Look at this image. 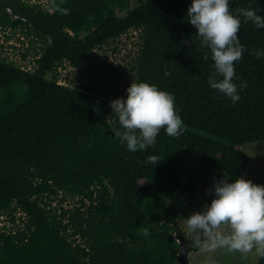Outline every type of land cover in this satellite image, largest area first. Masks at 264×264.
I'll list each match as a JSON object with an SVG mask.
<instances>
[{"label":"trees","instance_id":"1","mask_svg":"<svg viewBox=\"0 0 264 264\" xmlns=\"http://www.w3.org/2000/svg\"><path fill=\"white\" fill-rule=\"evenodd\" d=\"M58 2L47 0L48 10L0 0V27L20 30L35 51L33 73L0 60V217L11 224L0 226V264H177L178 239L187 240L177 215L191 190L183 151L208 161L212 181L231 180L250 164L237 146L264 142V56L254 54L264 28L249 21L238 30L245 49L234 64L247 86L233 104L207 84L213 61L187 21L191 0H65L67 14ZM248 7L264 14V0H230V9ZM130 31L138 32L133 81L174 93L183 120L180 136L161 129L154 146L135 152L113 136L120 125L103 94L55 74L64 63L80 69Z\"/></svg>","mask_w":264,"mask_h":264},{"label":"clouds","instance_id":"2","mask_svg":"<svg viewBox=\"0 0 264 264\" xmlns=\"http://www.w3.org/2000/svg\"><path fill=\"white\" fill-rule=\"evenodd\" d=\"M64 3L59 0L55 5L61 14L69 12ZM186 16L197 29L200 45L211 54L208 86L236 103L241 98L240 91L247 86L235 70L234 62L242 59L245 49L237 33L242 22L251 21L256 28H264V14L253 7L230 9V0H191ZM254 54L257 58L264 56V49ZM202 58L208 60V53ZM164 74L169 75L167 71ZM126 93V97L111 100L110 107L120 125L112 129L113 136L127 150L135 152L154 146L161 129L171 137L181 135L183 120L175 106L174 93L147 81H132ZM147 162L157 165L160 161L149 155ZM209 194L210 203L183 218L187 231L195 234L193 246L210 252L218 247L229 253H247L254 247L264 252V185L243 176L231 180L214 178ZM224 225L230 231H221ZM142 231L145 236L150 235L147 227Z\"/></svg>","mask_w":264,"mask_h":264},{"label":"rangeland","instance_id":"3","mask_svg":"<svg viewBox=\"0 0 264 264\" xmlns=\"http://www.w3.org/2000/svg\"><path fill=\"white\" fill-rule=\"evenodd\" d=\"M25 1L30 4H41L50 10L46 0ZM137 36V31H130L115 42L94 50L84 60L80 69H74L68 63H64L55 72L58 81L72 87L90 88L99 96L103 94L109 102L118 97H126V88L133 81L132 66L138 50ZM30 40L31 38L26 37L20 30L0 27V60L33 73L35 51ZM23 54L26 55L25 58ZM237 148L247 154L250 159L249 167L243 177L251 179L256 184L264 185V142L248 143ZM181 163L185 172L184 183H189L191 190L184 196L177 221L187 240H192L195 234L187 231L183 218L200 210L206 202H209V190L212 188L214 171L199 153L188 150L183 151ZM144 185L141 183L139 189L141 197H144ZM57 203V200L53 202L52 207H56ZM72 205H74L72 200L64 204L67 208ZM19 216L21 215L17 213L16 218ZM9 220L7 214L2 215L0 225L11 227ZM221 231L228 232L230 229L224 225ZM261 253L255 247L247 253L239 251L229 253L220 247L211 252L200 248L197 252L188 251L187 261L188 264H256Z\"/></svg>","mask_w":264,"mask_h":264},{"label":"water","instance_id":"4","mask_svg":"<svg viewBox=\"0 0 264 264\" xmlns=\"http://www.w3.org/2000/svg\"><path fill=\"white\" fill-rule=\"evenodd\" d=\"M178 241L181 244V247H180V250L176 256L177 264H188L187 254H188V251L191 247L192 240L183 241V239H178ZM182 241L184 243H182Z\"/></svg>","mask_w":264,"mask_h":264},{"label":"built area","instance_id":"5","mask_svg":"<svg viewBox=\"0 0 264 264\" xmlns=\"http://www.w3.org/2000/svg\"><path fill=\"white\" fill-rule=\"evenodd\" d=\"M46 2H47V0H46ZM47 5H48V3H47ZM23 69V68H22ZM59 84H62V85H65L64 83H61V82H58ZM1 226V225H0Z\"/></svg>","mask_w":264,"mask_h":264}]
</instances>
